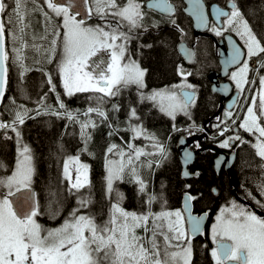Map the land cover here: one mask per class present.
<instances>
[{"label": "snow or ice", "instance_id": "1", "mask_svg": "<svg viewBox=\"0 0 264 264\" xmlns=\"http://www.w3.org/2000/svg\"><path fill=\"white\" fill-rule=\"evenodd\" d=\"M31 2V11L39 12L43 17V33H29L31 22L26 20L29 9L26 7ZM47 9L37 5V0H0V102L5 96L8 83V62L20 69L23 77L31 69L25 65L26 57L23 55L25 48H31L36 53L45 54L48 64L56 60V69L64 94L72 97L76 93H101L102 96L94 97L95 107H88L83 113L85 117L96 113L103 121L108 120V115L103 105L108 103L105 97H118L124 89L136 86L141 102L151 101L159 111L172 119L177 114L188 112L190 104L195 102L192 93L175 88L191 89L192 85L184 83L174 86L173 89L154 90L145 94L144 77L146 70L140 63L132 58L129 44L135 38L133 33L145 30L144 5L140 0H84L83 7L88 17L93 15L105 21V25H88L81 16L79 8L73 9L72 0L65 5L59 0H44ZM193 14L201 25H207L208 20L203 12L201 0H193ZM149 8L158 9L161 13L174 12L170 0H152ZM230 10L215 8L217 19L223 18V28L211 29L215 35L221 36L225 31L233 32L240 41L243 49L236 46L229 37L232 45L229 65L237 66L231 71V80L235 83L239 103L240 96L245 93V85L255 84L256 80L249 79V72L253 71L250 62L256 61L255 71L264 69V31L257 32L245 14L238 6V0H233L229 5ZM70 9H73L70 11ZM7 17V21L3 17ZM60 18V23L56 22ZM61 29L63 32L61 33ZM11 37V57L6 51L5 33ZM31 35L32 43L29 44L25 37ZM51 37V39H49ZM45 41V44L37 43ZM18 45V46H17ZM189 58L193 55L185 50ZM101 52L107 53V59L100 56ZM242 57L244 59L242 60ZM97 58V59H93ZM39 63V61H35ZM180 75L187 76L183 68L179 69ZM47 75V73H45ZM47 83L50 91L56 93V102L60 110L51 105H45L47 93L38 102L36 115H53L57 118H66L69 123L80 126V137L84 141L82 152H88L87 144L92 140V135L87 130L98 127L96 121L88 118L80 120L79 113L68 110L57 86L53 83V76L48 75ZM251 91V88L248 89ZM91 99V98H90ZM247 100V97H245ZM15 104V101H12ZM232 105H230V108ZM113 111H119L118 104L112 105ZM31 110L23 105L13 111V119L9 123L0 122V129H11L16 135L17 157L10 175L0 177V187L7 188V193L0 199V264H193V245L191 237L202 233L205 215H193L191 206L187 201L195 197L186 196L183 210H167V201L155 193L147 191L148 185L141 178L138 162L141 156H150L154 153L145 152L143 147H135L131 140L144 137L152 141V147L159 153L161 160L167 158V150L160 143L155 134L149 133L144 127L129 123L127 131L133 135L130 141H125L127 151L118 149L115 143L110 144L105 153L106 170V195L109 206L106 213L99 216L92 211L87 213L93 203L91 193L86 197L83 194L77 197L78 207L69 212L63 222L54 228L46 227L38 222L37 217L43 215L38 204L31 196L23 198L20 203L14 204L9 199L20 192L21 189H30L35 174L34 155L31 148L22 141L19 125H23ZM232 119L233 113H225ZM129 121H139L137 109L131 108L128 113ZM237 118H239L237 116ZM220 124L219 135L224 136L230 129L227 121ZM236 123V119H232ZM109 128L112 124L109 123ZM67 127V125H66ZM239 129L249 133L255 142L245 140L237 133L228 136L219 144L221 148H229L235 141L241 144L248 143L255 150L257 157L264 161V75L259 76V89L251 96ZM113 133L110 132L111 136ZM11 139V137H6ZM199 147V144L196 145ZM239 146V145H237ZM92 155L91 152H88ZM108 154L119 156V160L109 159ZM191 153L185 152V158L190 159ZM160 161H157V166ZM220 166L221 160H217ZM70 164L74 169L70 170ZM140 162L139 167H144ZM148 168L153 166V161H147ZM5 167L0 162V168ZM264 169V163L259 165ZM73 171L75 179H73ZM64 178L69 182V192L73 195L80 193L81 189L91 187L89 179V164L81 163L80 155L70 156L63 165ZM187 175V173H185ZM128 182L138 185V193L146 196L143 211L127 210L124 204V193L114 184ZM259 193L264 196V182L257 185ZM15 189V191H13ZM75 190V192H72ZM215 191V189H213ZM255 204L264 210V203L252 196ZM160 202V210L153 211L152 205ZM184 213H187L185 218ZM59 211L53 212L49 218L55 219ZM185 219L189 227H185ZM211 239L215 244L210 251L215 264H264V217L256 214L246 205L236 201L231 202V207H221L211 226Z\"/></svg>", "mask_w": 264, "mask_h": 264}, {"label": "trees", "instance_id": "2", "mask_svg": "<svg viewBox=\"0 0 264 264\" xmlns=\"http://www.w3.org/2000/svg\"><path fill=\"white\" fill-rule=\"evenodd\" d=\"M212 1L222 3V0H205L206 3ZM7 2L11 4V0H7ZM37 5L43 6L45 11L50 12V10L47 9L46 4H44V0H37ZM238 5L254 30L257 32L264 31V1L238 0ZM26 7L29 9V15L26 16V20L31 22V28L27 31L29 33H43V17L39 12L31 11L33 7L31 2H29ZM3 19L5 22L7 21L6 16L3 17ZM56 22L59 24L60 18H56ZM62 32L63 30L61 29V33ZM172 35L174 36V32L169 30L165 42L158 38V40L151 43L149 47L148 41L144 40L141 47L142 49L138 50V57L142 67L146 68L145 75L149 83H164L171 81L175 77L173 73V61L176 53L173 49V44L169 41V38ZM5 37L6 51L9 52L11 57L12 43L11 37L8 35L7 31ZM184 38L188 44L196 48V53H198L199 47H205L208 53H211V41L208 38L202 37L195 42L193 39H190L188 18L186 20ZM49 39H51V37H49ZM25 40L29 44L33 42L31 35L26 36ZM37 43L45 44L46 46L45 41H37ZM202 49L205 50L204 48ZM23 55L26 57L24 61L25 65L31 70L21 77L20 69L16 65L11 64V60L8 62V83L5 91L6 96H4L0 105V118L7 123L11 122L14 109L20 105L30 109L29 116L34 117L26 119L23 125L18 126V129L21 132L23 143L31 148L34 155L35 174L32 183L38 193L40 208L44 215L41 221H46L48 224H55L56 222L61 221L68 216L69 212L78 207L77 197L81 194L87 197L89 192L91 193L93 203L89 205L88 209L83 210L86 212L90 210L98 216L101 213H106L109 206V199L104 188L106 149L110 144L115 143L118 145V149L114 150V152L119 149L127 151V145L124 142L130 141V131L122 128L121 125H128L130 122L133 123V120L129 121L127 116L123 117L122 115V119L120 120L117 116L118 112L112 110L113 101L108 105H103V108L108 115L107 121H103V118L98 117L96 113L89 114V117L79 114L78 118L80 119L81 117L80 120L91 118L97 122L98 127L95 129L90 127L88 129V132L92 135V140L87 144L88 152L92 153V155H89L91 158H89V160L87 159L90 166L89 179L91 181V187L90 189H81L80 193L73 195L69 192L70 185L62 174V157L64 154L71 152L70 149L76 144V140L77 144L74 146V152L78 153L83 149L84 141L80 137V126L77 123H69L66 118H57L53 115L44 114L37 116L36 110L39 107L38 102L45 93H47V98L44 101L45 105H51L54 109L60 110L56 102V93L49 90L51 86L47 83L48 75L53 76V83L57 86V92L61 94V99L70 111L81 113L90 106L95 107L96 101L94 96L89 94H86L84 101L82 100V97L85 95L82 93H76L72 97L63 94L64 91L56 69V60H53V63L48 64L45 59V54L36 53L31 48H25L23 50ZM37 60L39 63L35 62ZM190 68H192V73L188 80L191 82H195L196 77H205L206 67L203 65H199L195 62ZM45 73H47V75ZM253 79L256 80V83L253 86H258L259 76L257 75V77ZM10 98H12V100L9 103L8 101ZM13 100L15 101V104L12 103ZM247 100V103L251 101L250 96ZM139 102L141 101L139 100ZM141 104L144 109L139 112L138 117L141 119H139V121H141L140 123L147 124L150 118H153L154 120L161 119V121H158L157 123L164 126L165 129L162 135L166 137L168 132L171 131L170 121L167 116L161 113L158 107H155L151 101H143ZM203 104L204 102L201 101V96L199 94L197 103L199 111L200 109H203ZM125 108V106H122V112ZM203 115L204 112L200 117L196 118L194 124L203 125L206 123L210 126V123L212 122L211 116ZM185 118H177L174 126L177 127L182 125V127L186 128L183 132H188V126L190 123L189 117L185 115ZM220 119L217 117L216 119H213V122H215L214 126L222 124ZM226 119L228 118L225 117L224 120ZM109 123L112 124V128H109ZM238 125L239 123L237 121L232 128L234 129L235 134L239 133L243 139L255 142L253 137L244 130L239 129ZM195 131L197 132V129ZM110 132L113 133L111 136L109 135ZM121 136H123L124 141L120 138ZM6 137H11V139ZM200 140H202V144L218 146V143L216 144L214 140L207 139V137L205 138L201 136ZM238 145L239 146H236L235 159L231 166L236 194L240 198H244L245 196L241 191V187L249 188L253 190L254 193H258V200H260L261 203H264V196L260 195L257 188L258 184L264 182V169L259 168V165L264 163V161H261V159L256 156L255 150L250 144L239 143ZM17 146L15 133L12 132L11 129H8L7 131L0 129V162H3L5 167L8 166L12 157L14 155L16 156ZM158 154L153 155L154 160L157 159ZM113 155L114 154H108V158ZM168 155L170 156L168 163L162 162L158 166L153 163V166L149 168V175H147L146 179L148 185L147 191L149 193H155L158 197L162 196L163 199L167 201V208L179 207L185 191H190L195 196V211L210 206V213H213L217 207L231 202L229 198L226 197V192L229 188V176L222 172L216 174L212 168V156L214 153L213 155L205 153L200 157L201 159L194 162V166L198 169V176L191 177L190 180H185L180 176V165L177 160L176 151L171 150ZM140 162H138V165ZM0 173L2 174L3 172L0 171ZM187 182L190 184L189 187L187 186ZM125 183L126 185H124ZM129 183L127 176L125 177V182L117 181L115 183V187L124 193L125 199L123 206H136L135 210L137 211L145 210L144 201L146 200V196L139 194L135 189L133 190ZM211 186L215 188V192L211 191ZM150 187H152V189ZM65 191L69 199V202L66 205L67 208L65 207L57 218L53 220L50 218L48 219L53 212L58 211L59 200L57 199V192H61L64 195ZM72 192H75V190H72ZM152 209L153 211L160 209V202L157 201L154 203ZM202 241L203 240L196 242L193 246L194 264H201L200 260L202 258L210 259L209 245L205 244V242L201 244Z\"/></svg>", "mask_w": 264, "mask_h": 264}, {"label": "flooded vegetation", "instance_id": "3", "mask_svg": "<svg viewBox=\"0 0 264 264\" xmlns=\"http://www.w3.org/2000/svg\"><path fill=\"white\" fill-rule=\"evenodd\" d=\"M145 1L146 0H140V2L144 5L143 11L145 13V30L143 31H136L133 33V36L135 37L131 43L129 44V52L132 54V58L136 59L139 63V57H138V50L142 49V43L144 40L148 41V47L151 45V43H153L154 41L158 40V38L161 40H163L165 42V39L167 38V35L169 33V30H172L174 32V36L172 35L169 39L170 43L173 44V49L175 51V59L173 61V73H174V78L171 81H167V82H160V83H149V81L146 78V75L144 77V83H145V88L142 89L141 91H143L145 94H149L150 90L152 88H157L159 86L171 83L172 81L176 82V81H180L183 78H189V76L191 75H187V76H182L180 75L179 69L183 68L184 72L186 73H192V68H190V66L197 62L199 65H203L204 67H206L205 70V77L204 78H200V77H196L195 78V82L194 83V92L195 94H197V96H201V101L204 102L203 104V109H200L199 112L194 113L193 115H187L189 117V131L188 132H183L186 129L184 127H182V125L175 127V121L176 119H180L182 117H185V114H177L175 119H172L171 117H169L168 115L164 114L165 116H167V118L169 119V123H170V128L171 131L168 132L167 136L164 137L162 134L164 133V126L158 124V121H161V119H157L154 120L153 118L149 119V122L147 124H143L140 123L141 121H137L136 124L144 127L149 133H153L155 134L157 140L162 143L166 150H167V158L161 160L160 155L158 154L157 157V161H160V163L164 162V163H168L170 156L168 155L170 153L171 150L176 151L177 154V160L178 163L180 165V176H181V163L178 157V153L176 150V144H177V139L179 137V135L184 134L186 136L187 139V144L189 146V148L194 149L195 150V154L194 157L192 159V161L188 164L187 168L190 172L189 177L184 178L185 180H190L191 177H196L198 176V169L194 166V162L198 159H201L200 157L207 153V154H211L214 155L212 156V168L214 170V172L217 174L218 172H222L225 173L229 176V188L226 192V197L229 198V200L232 201H236L237 203L241 204V205H246L249 208H251L253 211L256 212L257 215L264 217V210H262L261 208H259L257 205H255V202L253 201V199L248 195L249 192L252 193V196H255L258 199V193H254L253 190L249 189V188H245V187H241V191L244 194V198H240L237 194H236V190H235V185L233 183V173L231 170V166L233 164V162L231 163L229 169L230 172H228L224 166V163L221 165L220 169L218 171L215 170L214 166H213V158L214 156L217 154L218 150L223 149L226 151H231L233 150L235 152L236 150V146L240 143V141H235L234 143H232V146L229 148H221L219 147L220 141L226 139L228 137V134H235L234 129H231L229 132L225 133L224 136H220V135H215V136H207V131L210 130V128H212L215 124V122H213V119H216V117L218 119L221 118V116L226 117L223 112L224 110H230L231 112L235 109V107L237 106L238 103L234 104V100L237 97V91L235 88V83L231 80V76L230 73L231 71H233V69H235L237 66H232L228 69V72L226 74V76H219V80H228L231 83L232 89L231 92H229L226 96H222L221 94L214 92L211 90V83L209 81V79L207 78V72L210 69H214L216 71H220V64H219V60H218V45L217 42L219 41V39H222L224 46L227 47L226 45V40H224V35L225 34H231L234 36V38L237 40V42H239V40L237 39V37L235 36V34L231 31H225L223 33V35L221 36H217L214 34V32L211 30L213 28V26L215 27H220L223 28V23L222 20L223 18H221V23L217 24L216 22H214L213 20H210L209 22V26L207 28V30L205 31V33L203 34H195L193 32L192 29V25H191V20L189 18V16H187L185 14V12L183 11V2L182 0H170V2L173 5L174 8V12L172 14H167V13H161L160 11L156 10V9H152L149 8L145 5ZM228 1H233V0H222V3H218L219 5L223 6V7H228L227 2ZM264 1V0H263ZM213 2V1H212ZM211 3V2H210ZM67 5V4H65ZM239 6V5H238ZM230 10V8L228 7V11ZM70 11H72V9H70ZM188 18V25L190 28V39H193V41H197L199 40V38L205 37L208 38L211 41V53H208L207 49L205 47H199L198 53H196V48L194 46L193 50H194V59L192 62L188 63L186 62L184 56L179 52L177 44L181 39H184V32H185V28H186V20ZM245 18L247 19V17L245 16ZM78 19H81L80 17H78ZM248 20V19H247ZM86 21V24L88 25H94V24H100L101 26L105 25V21L100 20L99 17L93 15L91 17H89ZM250 24V22H249ZM251 26V24H250ZM63 30V29H62ZM145 36V37H144ZM144 37V38H143ZM187 42V41H186ZM240 43V42H239ZM241 44V43H240ZM199 45V44H198ZM242 46V44H241ZM202 48H204L205 50H203ZM243 48V46H242ZM245 51V49H243ZM264 55V54H262ZM100 56L105 57V59H107V53L105 52H101ZM93 59H97V58H93ZM258 58H253V60L250 62V66L253 68V71L249 72V79L252 80L253 78L260 76V75H264V69H261L259 71H255L256 68V61ZM141 64V63H140ZM12 68V66H11ZM199 69V68H197ZM146 70V68H145ZM251 88V91H248V89ZM259 89V85L258 86H253V84L250 85H245V93L243 95L240 96L239 102L244 99L245 97H249L250 95L252 96L253 93L257 92V90ZM83 95H85L84 97H82V100H85L86 94L92 95L94 97L96 96H102L103 94L101 93H92V92H88V93H82ZM235 95L232 100L231 97ZM250 96V98H251ZM81 98V97H80ZM105 99L108 101V103H106L105 105H108L111 101H113V104H118L120 107V110L118 111L119 115L122 116H127L128 118V113L130 112L131 108H136L137 109V115L139 116V112L142 111L144 108L142 107L141 102H139V96H138V92L136 90V86L132 85L131 87L124 89L121 92V95L118 97H105ZM12 100V98L9 99V103ZM248 102V100H247ZM32 103V101H31ZM230 105H232V107L230 108ZM122 106L126 107L124 109V111L122 112ZM70 110V109H68ZM58 111H63V110H58ZM204 112L205 116H211L212 118V122L210 123V126L208 124H203V125H196L195 120L197 117H200L202 115V113ZM74 113V112H73ZM84 111H82L79 114L83 115ZM162 113V112H161ZM35 114V113H34ZM203 115V116H204ZM192 119V120H191ZM141 120V119H140ZM136 121V120H135ZM124 126V127H123ZM169 127V125H168ZM192 127V128H191ZM122 128L127 129L128 125H122ZM191 129V131H190ZM197 129V132L195 131ZM88 131V130H87ZM132 133L130 132L129 134V138L131 140L132 137ZM202 137H207V139H211L214 140L215 143L217 144L218 141V146L213 145V146H209V145H205L202 144ZM217 136V137H216ZM122 139V141H124L123 136L120 137ZM216 139V140H215ZM221 139V140H220ZM163 141V142H161ZM131 143L137 147H143L145 152H150V153H154L157 154L156 149H154L152 147V141L145 139L144 137H140L138 139L135 140H131ZM197 143L199 144V147H197ZM76 144H77V140H76ZM75 144V145H76ZM74 145V146H75ZM74 146L70 149L71 152L66 153L63 155L62 157V174H63V165L64 162L68 159V157L70 156H75L77 154L80 155V160H86L89 164V158H91V156H89L88 152H78L75 153L74 152ZM18 147V146H17ZM84 147V144H83ZM88 148V147H87ZM17 150V148H16ZM17 156H13L12 160L8 163V166L0 168V171H2L3 173L1 174L2 177H6L7 175H9L11 173V171L14 168V164H15V160H16ZM88 159V160H87ZM235 159V157H234ZM149 160H153V155L150 156H141L140 161L144 163V167H139L138 165V170L140 172L141 178L146 182L147 176L148 175V171L149 168L146 166L147 165V161ZM234 161V160H233ZM159 163V164H160ZM90 168V166H89ZM154 170V168H153ZM132 187V189L136 192H138V185L135 183H129ZM189 182H187V186L189 187ZM30 187H34L33 183H31ZM187 187V189H188ZM35 188V187H34ZM152 189V187H150ZM213 189H215L213 186H211V191H213ZM36 190V189H35ZM148 190V188H147ZM238 191V190H237ZM188 192L190 194L191 197H195L190 191H185ZM184 192V193H185ZM36 196H37V204L39 206V211L42 213L41 208H40V203H39V198H38V193L36 191ZM139 201V200H138ZM230 202V203H231ZM227 203L226 205L230 204ZM134 205V204H133ZM138 205V204H137ZM141 205V204H140ZM131 206V205H130ZM134 210L136 206H131ZM181 208V203L180 206ZM182 210V209H181ZM192 210L193 212L200 214L201 212H208V221L206 224V227L204 229V232L198 236L195 237H191L192 240V245L194 246V244L196 242H199L201 240H203L201 242V244H203L205 242V244L209 245V254L211 251L212 247H215V244H212L209 239H208V227H209V223L210 221L213 219V213H210V206L209 207H204L202 210H194V199L192 200ZM44 215H40L37 217L38 221L42 220V217ZM209 259V258H208ZM207 258H202L200 260L201 264L205 263V264H215L213 258L210 255V259L208 260ZM208 261V262H207ZM194 264V262H193ZM199 264V263H198Z\"/></svg>", "mask_w": 264, "mask_h": 264}, {"label": "water", "instance_id": "4", "mask_svg": "<svg viewBox=\"0 0 264 264\" xmlns=\"http://www.w3.org/2000/svg\"><path fill=\"white\" fill-rule=\"evenodd\" d=\"M59 2L64 3V4H68L69 0H59ZM151 2H152V0H146L145 5L148 7V4H150ZM182 2H183V11L185 12V14L187 16H189V18L191 20L193 32L195 34H203L207 30L210 20H213L217 24L221 23V18L217 19L216 15L214 13V9L215 8H223L225 11H228V7H229L230 3H232L233 1H228L227 2L228 7H223L215 1L207 4L205 2V0H201V3L203 5L204 15H205V17H207V20H208L207 25H201L198 22V20L196 19V16L193 14V9H194L193 0H182ZM72 4H73V9L79 8L81 10L80 18H84L85 20H87L89 18L86 14L84 7H83L84 0H72ZM156 10H158V9H156ZM230 36L232 38V41L236 44V46H239L242 48L241 44L239 42H237V40L234 38L233 35L228 34V33L225 34L224 40H226L227 47L224 46L222 39H219V41L217 42V45L219 47V49H218V60H219V64H220V71L210 69L207 72V78L209 79V81L211 83V90L221 94L222 96H226L229 92H231V89H232L231 83L228 80H219L218 79L219 76H226L228 69L232 66H235V65H229L227 63V61L230 58V53L232 51V45L229 43V37ZM177 47H178L179 52L184 56L186 62L190 63L193 61L194 50H193V47L191 45H189L184 39H181L178 42ZM185 50H189L193 55L189 58V56L186 55ZM242 50H243V48H242ZM243 58L244 57H242V60H243ZM181 91L190 92L193 95L195 94V92L191 89H183V90L180 89V92ZM234 96L235 95H233L231 97V100ZM1 103L2 102H0V105H1ZM176 150H177L178 157H179V160L181 163V176L184 178H187L190 175V172H189L187 166L192 161L194 154H195V150L189 148V146L187 144L186 136L184 134L179 135V137L177 139ZM185 152L191 153L190 159L185 158ZM234 157H235V152L233 150H231V151H226L223 149L218 150L217 154L213 158V166H214L215 170L218 171L220 169L221 165L224 163L226 170L228 172H230L229 167H230L231 163L233 162ZM217 160H221L220 166H217V163H216ZM185 173H187V175H185ZM28 196H31L34 199V201L37 203L36 190L34 187H30V189H21L20 192H16L15 195L12 197H9V199H11L14 202V204H16V203L22 202L23 198L28 197ZM186 196H190V194L188 192H185L183 194L182 199H181L182 210H183L185 202H186L185 201ZM187 203L191 206V209H192V200L187 201ZM192 214L193 215H205L206 214V219L202 225V228H203L202 233H203L204 229L206 227L207 221H208V212L204 211V212H201L200 214H197V213L193 212V210H192ZM184 215L186 218L187 213H184ZM185 223H186V227L188 228L189 225L187 223V219H185ZM202 233H200V234H202ZM200 234H197L195 236H198ZM195 236H193V237H195Z\"/></svg>", "mask_w": 264, "mask_h": 264}, {"label": "rangeland", "instance_id": "5", "mask_svg": "<svg viewBox=\"0 0 264 264\" xmlns=\"http://www.w3.org/2000/svg\"><path fill=\"white\" fill-rule=\"evenodd\" d=\"M222 23H223V20H222ZM236 36V35H235ZM237 37V36H236ZM237 39L239 40V42L242 44V41H240V39H239V37H237ZM245 52H246V49H245ZM134 59V58H133ZM136 60V59H135ZM141 65V64H140ZM141 68L142 69H144L145 70V68L144 67H142V65H141ZM236 69V68H235ZM235 69H233V71L235 70ZM186 73V72H185ZM61 83V82H60ZM184 83H187V84H190V85H192V88L191 89H193L194 90V88H193V86H194V83L193 82H191L190 80H188L187 78H183V79H181L180 81H176V82H174V81H172L171 83H168V84H165V85H162V86H159V87H157V88H152L151 90H150V93L152 92V91H154V90H162V89H173L174 88V86H176V85H180V84H184ZM175 90L178 92V93H180V88H175ZM251 96V95H250ZM195 102L194 103H192V104H190V106H189V109H188V112H189V114H190V116L191 115H193L194 113H197V112H199V108H197V103H198V96H197V94H195ZM251 102V101H250ZM250 102L249 103H247V101H246V105L244 106L243 105V107H242V110H243V112L241 113V115L240 116H238L239 118H237V121H238V123H240V122H242V119H243V116H244V113H245V111H246V108H247V106L250 104ZM159 109V108H158ZM85 111H86V109H85ZM84 111V112H85ZM228 111H230V110H224V112H223V114L225 115V113L226 112H228ZM165 114V113H164ZM183 114V113H182ZM117 116L119 117V119L121 120L122 119V116L121 115H119V114H117ZM124 117V116H123ZM126 118V117H125ZM225 117L223 116H221V119L220 120H222V119H224ZM137 123V121H135V120H133V124H136ZM123 125V124H122ZM121 125V126H122ZM124 127V126H123ZM233 135H235V134H228V136H233ZM221 140V139H220ZM221 142V141H220ZM217 143H218V141H217ZM135 147H137V146H135ZM157 154H158V152H157ZM16 156H17V150H16ZM109 159H115V160H119V156H117V155H113V156H110L109 157ZM154 160V159H153ZM157 160V159H156ZM156 160H154V165H156L155 163H156ZM81 161V163H88L86 160H80ZM74 167H75V165L74 164H70V170L71 169H74ZM11 174V173H10ZM9 174V175H10ZM73 179H75V172L73 171ZM105 176H106V170H105ZM0 177H2L1 176V174H0ZM69 183V182H68ZM124 185H126V183L124 184ZM130 185V184H129ZM114 187H115V184H114ZM133 187V186H132ZM104 188H105V191H106V181H105V183H104ZM13 191H15V189H13ZM7 193V188H4V187H0V199H2L3 198V194H6ZM57 194H58V196H57V199L59 200V205H58V211H59V213L61 214L62 213V211L65 209V207H66V205H67V203L69 202V199H68V195L66 194V191H65V193H64V195H63V193H61V192H57ZM62 202H61V201ZM127 210H134L133 208H131V207H129V206H124ZM221 207H231V203L230 204H228V205H223V206H219V207H217L216 208V210H215V212H213V219L210 221V223H209V227H208V239H209V241L212 243V244H214L213 243V241H212V239H211V226L213 225V223H215V217L219 214V210L221 209ZM67 208V207H66ZM160 209H158L157 211H159ZM167 210H180V208L179 207H169V208H167ZM83 212H85V213H87L86 211H84V210H82ZM59 214V215H60ZM48 219H49V217H48ZM53 220V219H52ZM63 220H64V218L61 220V221H59V222H57V223H55V224H48L46 221H38V222H40L41 224H43V225H45L46 227H50V228H54V227H56V226H59L62 222H63ZM213 248V247H212ZM211 248V249H212Z\"/></svg>", "mask_w": 264, "mask_h": 264}, {"label": "bare ground", "instance_id": "6", "mask_svg": "<svg viewBox=\"0 0 264 264\" xmlns=\"http://www.w3.org/2000/svg\"><path fill=\"white\" fill-rule=\"evenodd\" d=\"M64 94V93H63ZM6 96V95H5ZM84 109V108H83ZM183 118H185V117H183ZM80 119H81V117H80ZM186 119V118H185ZM192 120V119H191ZM206 122V121H205ZM192 128V127H191ZM186 129V128H185ZM215 135H219V134H212L211 136H215ZM208 136V135H207ZM217 137V136H216ZM212 139V138H211ZM216 140V139H215ZM77 150V149H76ZM260 168V167H259ZM260 171V170H259ZM263 171V170H262ZM154 172V171H153ZM149 175V174H148ZM147 176V175H146ZM138 203V202H137ZM73 204H74V202H73ZM139 204V203H138ZM143 205V204H142ZM141 206V205H140ZM143 207V206H142ZM141 207V208H142ZM71 209V208H70ZM137 209V208H136ZM181 209V208H180ZM139 211V210H138ZM57 223V222H56Z\"/></svg>", "mask_w": 264, "mask_h": 264}, {"label": "built area", "instance_id": "7", "mask_svg": "<svg viewBox=\"0 0 264 264\" xmlns=\"http://www.w3.org/2000/svg\"><path fill=\"white\" fill-rule=\"evenodd\" d=\"M0 122H1V121H0ZM219 131H220V130H218L215 134H219ZM211 135H212V133L209 134V136H211Z\"/></svg>", "mask_w": 264, "mask_h": 264}]
</instances>
